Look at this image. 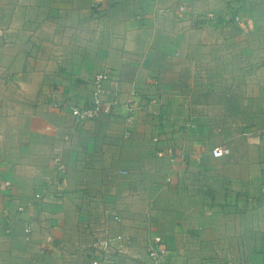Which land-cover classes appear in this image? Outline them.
<instances>
[{
	"label": "crops",
	"instance_id": "1",
	"mask_svg": "<svg viewBox=\"0 0 264 264\" xmlns=\"http://www.w3.org/2000/svg\"><path fill=\"white\" fill-rule=\"evenodd\" d=\"M105 71L117 109L76 123L65 105H90ZM158 164L194 183L191 202L156 183ZM88 215L126 237L105 264H141L154 234L172 264H264V0H0V264H91Z\"/></svg>",
	"mask_w": 264,
	"mask_h": 264
},
{
	"label": "built area",
	"instance_id": "2",
	"mask_svg": "<svg viewBox=\"0 0 264 264\" xmlns=\"http://www.w3.org/2000/svg\"><path fill=\"white\" fill-rule=\"evenodd\" d=\"M178 11L183 13L186 11L185 5H179ZM212 13H209L207 17H213ZM237 20H240L239 16H236ZM112 77L111 73L108 71L98 73L93 80V91H92V102L90 105H84L81 103H72L65 105L69 107L70 112L75 118L76 123H85L87 121H92L100 117L107 109H110L112 112L118 107L119 101L115 95L110 94L106 86V82ZM133 95H136L133 92ZM54 106L60 107L61 104L54 103ZM137 104L131 102L129 106V112L136 114L138 112ZM162 129V128H161ZM127 136L130 134L128 130L125 133ZM153 141L157 144L158 148L156 150L157 157L162 159H168L169 161L174 162L177 157L180 155V151L176 148L170 141H167L165 138L164 132L161 130L156 135L153 136ZM231 153V149L226 146H215L212 148V155L216 158H221ZM200 161V157H197ZM55 171L57 172V181L60 185L64 186L66 180L65 176L67 173V164L62 161V159L57 156L54 159ZM48 183L52 182L50 176L47 177ZM173 175L167 177V182H173ZM11 181H5L4 186L7 189H11ZM11 194L6 195L8 198H11ZM57 195L59 197H64V190H60ZM48 196V193L45 191H38L35 193V199L44 200ZM6 197V198H7ZM29 206L27 203L19 202L16 205L15 213L25 214ZM7 214H6V213ZM8 212L12 214L10 207H5L4 213L8 215ZM115 219L118 222H121L122 218L119 215H115ZM100 232L96 230L94 232V240L90 243L89 248L87 249L88 255L90 257L91 264H105L113 261L121 252L124 251L126 245V237L122 233H114L109 226L103 228L99 227ZM32 230L31 225H28L25 228V232L30 233ZM148 247V260L151 264H163V261L167 258L169 254L168 243L165 237L162 234H154L149 241Z\"/></svg>",
	"mask_w": 264,
	"mask_h": 264
},
{
	"label": "rangeland",
	"instance_id": "3",
	"mask_svg": "<svg viewBox=\"0 0 264 264\" xmlns=\"http://www.w3.org/2000/svg\"><path fill=\"white\" fill-rule=\"evenodd\" d=\"M176 148H178L179 149V147H177L176 146ZM179 151H180V149H179ZM159 166L157 167V171H158V177L160 176L161 178L160 179H158V181H157V179L155 180L156 181V183L157 184H162V182H163V179H164V182H163V184L164 185H162L163 186V188H167L168 186H170V185H176V187H178V188H176V189H172V190H170V192L169 193H167V195L170 197V198H173V200H175V201H180V200H182V201H180V202H191L192 201V199H190V196H186L184 193H185V188L188 190L189 188H190V186H192L193 187V185H194V183L192 182V181H187V183H183L184 185H182V182L181 181H179L178 182V180L180 179V176H179V174L180 173H177V175L174 173L175 172V170H177V169H174V168H172V170L171 169H169V167L167 166V165H161V164H158ZM179 170V169H178ZM177 170V171H178ZM169 175H173V177H174V181L173 182H167V177L169 176ZM162 180V181H161ZM180 184V185H179ZM188 184H190V186L188 185ZM191 184H193V185H191ZM187 185V186H186ZM169 188V187H168ZM183 190V191H182ZM182 191V192H181ZM152 198V201H153V203H158V204H162L163 202L160 200V199H162V197L161 196H154V197H151ZM3 199H4V204H5V198H4V196H3ZM151 201V202H152ZM4 204H3V207H5L4 206ZM109 212V211H108ZM105 212V214L106 215H108L109 217H110V219L111 220H113V221H116V222H118L116 219H115V215H119V214H117V213H111V212ZM4 213V212H3ZM6 213V212H5ZM4 213V215L6 216V214ZM8 216H11V218H13L14 220H15V218L14 217H16V219H23L24 220V217H25V214H18L17 213V211H16V213H15V216L13 217L11 214H10V212H8ZM88 217H90V221H89V223H92V227H93V231L92 232H96V230H98V232H100V229H99V227L102 225V224H105L107 221H101L100 223H102V224H99L98 223V221H96V220H93V219H95V217H94V215H88ZM93 218V219H92ZM104 222V223H103ZM88 223V224H89ZM90 225V224H89ZM91 226V225H90ZM153 231H156V230H153ZM97 233V232H96ZM152 235H153V233H152ZM94 235H92V240H91V242L94 240V238H95V236L93 237ZM150 236H149V239L147 240V243H146V249H145V254H146V259L145 260H143L142 262H141V264H151V262L148 260V247H149V241H150ZM90 242V243H91ZM90 243L87 245L88 246V248H89V245H90ZM168 249H169V247H168ZM54 251V249H47V248H44V252H53ZM87 253H88V251H87ZM44 264L45 263H48V264H51L52 262H53V260H46L45 258H44ZM76 264H79V263H81V262H83V261H80V260H75L74 261ZM16 264V263H15ZM163 264H172V261H171V258H170V254H168V256H167V258L163 261Z\"/></svg>",
	"mask_w": 264,
	"mask_h": 264
}]
</instances>
